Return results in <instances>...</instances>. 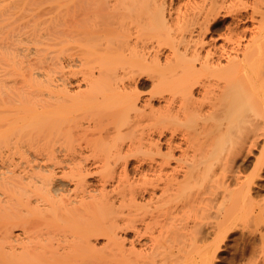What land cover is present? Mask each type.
Returning <instances> with one entry per match:
<instances>
[{
	"label": "bare ground",
	"instance_id": "6f19581e",
	"mask_svg": "<svg viewBox=\"0 0 264 264\" xmlns=\"http://www.w3.org/2000/svg\"><path fill=\"white\" fill-rule=\"evenodd\" d=\"M33 1L11 35L42 85L0 74V264H214L260 233L264 0Z\"/></svg>",
	"mask_w": 264,
	"mask_h": 264
},
{
	"label": "rangeland",
	"instance_id": "374dc122",
	"mask_svg": "<svg viewBox=\"0 0 264 264\" xmlns=\"http://www.w3.org/2000/svg\"><path fill=\"white\" fill-rule=\"evenodd\" d=\"M30 7L37 8L38 5L35 4V2L32 0ZM15 10L16 7L14 5V0H0V27L4 26V31L2 30V32L0 30V74H2V72L4 71L8 73L6 76L7 78H14V76L17 75L12 74V72L14 71L27 73L25 76L17 75L18 81L25 79L27 83L31 85V89L37 88L42 85L43 77L37 75L36 72L39 71L40 60L44 58V53H42L41 50L36 53L35 48L39 45H34L33 42L28 41L27 38H12L11 34L13 25L11 23L13 21ZM31 73H33L32 77H30ZM147 78L148 77L144 76V78H142L138 83V91L142 100L143 98L146 99L151 91L152 81L150 78ZM152 105H154V107L156 108L158 107L157 99L152 101ZM258 150L259 147L252 150V156L248 158V162L244 165V167L246 166V172H244L245 175L251 173V164L249 163L258 156ZM259 183L264 184V181ZM68 187L72 186L69 185ZM261 195L264 196V192H262ZM262 231L264 232V227ZM260 233L256 232L252 234L251 232L249 233V231L246 230L232 231L228 235L227 239H224L223 243L220 245V251L215 258L214 264H249L248 262L251 261L253 263L255 256L252 257L248 255H252L250 254V250H252V248L255 246L253 245L254 242L256 244V248L260 247L258 246L260 244ZM121 235L122 238H124V234ZM103 238L94 240L96 247H103V243L105 242V238ZM210 240L211 238H209L208 242ZM127 246L130 247L129 242L127 243ZM138 246L139 245H136L137 248H139ZM255 247L253 249H256ZM245 255L248 257L246 258Z\"/></svg>",
	"mask_w": 264,
	"mask_h": 264
}]
</instances>
